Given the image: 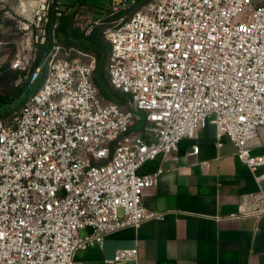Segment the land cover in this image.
I'll return each instance as SVG.
<instances>
[{"label":"built area","instance_id":"1","mask_svg":"<svg viewBox=\"0 0 264 264\" xmlns=\"http://www.w3.org/2000/svg\"><path fill=\"white\" fill-rule=\"evenodd\" d=\"M130 2L111 6L103 30L107 82L124 102L100 93L93 56L41 39L31 92L0 119V264H73L108 234L163 219L142 203L160 170L138 171L170 154L174 168L180 141L208 123L264 180V155L247 148L264 126V6L155 0L129 12ZM239 215L264 219V188L242 197ZM136 256L120 249L107 262Z\"/></svg>","mask_w":264,"mask_h":264},{"label":"crops","instance_id":"2","mask_svg":"<svg viewBox=\"0 0 264 264\" xmlns=\"http://www.w3.org/2000/svg\"><path fill=\"white\" fill-rule=\"evenodd\" d=\"M252 3L264 6V0ZM216 143L215 128L208 123L180 141L174 168L173 154L142 165L140 175L160 170L156 184L143 190V206L165 213L164 218L108 234L102 247L76 251L73 264H264V219L239 215L242 197L257 194L264 180L257 181L237 159L227 138ZM194 146L198 153L190 155ZM247 148L264 155V126ZM262 172L259 167L255 174ZM89 233L77 231L80 237ZM134 247V261L107 262L116 251Z\"/></svg>","mask_w":264,"mask_h":264},{"label":"rangeland","instance_id":"3","mask_svg":"<svg viewBox=\"0 0 264 264\" xmlns=\"http://www.w3.org/2000/svg\"><path fill=\"white\" fill-rule=\"evenodd\" d=\"M55 1L60 10H66L65 7L74 0H0V99L4 100L0 105V111L4 109V112H0V119L6 117L11 107L19 105L23 99H19L21 87L37 62L38 41L48 40L49 45L53 39L63 45V36L56 32L55 26L49 35L44 29L46 13ZM154 1L132 0L126 4L128 11L132 12ZM84 2L86 4L78 9V17L73 23L77 34H88L94 27H104L111 18V6L122 3V0ZM16 62L18 66L14 68L13 64ZM104 67L106 68V62ZM31 90L32 88L27 89L24 94ZM116 96L120 98L121 94L117 92Z\"/></svg>","mask_w":264,"mask_h":264},{"label":"trees","instance_id":"4","mask_svg":"<svg viewBox=\"0 0 264 264\" xmlns=\"http://www.w3.org/2000/svg\"><path fill=\"white\" fill-rule=\"evenodd\" d=\"M131 0H128L130 2ZM142 1V0H139ZM86 2V1H85ZM84 0H74L69 6L65 7L66 10H60L57 2L50 7L45 17V32L47 35L52 31V27L55 26L56 32L60 33L63 36V45L66 48H72L73 50L80 51L85 54H89L95 58V65L93 69V80L98 87V90L105 97L115 100L117 102H124V98L120 96L117 98L116 91H114L107 82L106 71L104 67V63L106 62L107 53L109 50L108 44L104 40L103 30L104 27H94L90 30L88 34L80 33L77 34L73 29V23L76 21L78 17V9L83 8V4H86ZM69 7V8H68ZM71 8V10H70ZM59 13V15H58ZM48 40L45 41V44L48 46ZM105 42V43H104ZM39 51L37 54V58L39 57L40 51L43 49L44 45L39 43L38 41ZM46 46V47H47ZM75 56V53L71 54V57ZM29 87V86H28ZM21 87V95L19 97L22 98L24 96V92L28 89ZM2 99H0V105L3 104ZM11 106V105H10ZM12 109V107H11ZM10 109V112H11ZM4 112V109L0 111ZM9 112V113H10Z\"/></svg>","mask_w":264,"mask_h":264},{"label":"water","instance_id":"5","mask_svg":"<svg viewBox=\"0 0 264 264\" xmlns=\"http://www.w3.org/2000/svg\"><path fill=\"white\" fill-rule=\"evenodd\" d=\"M41 53H42V50L40 51L39 57H38V59H37V62H38L39 59H40Z\"/></svg>","mask_w":264,"mask_h":264}]
</instances>
